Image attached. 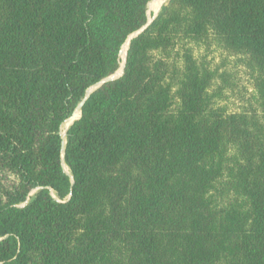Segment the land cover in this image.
I'll return each instance as SVG.
<instances>
[{
	"label": "trees",
	"instance_id": "trees-1",
	"mask_svg": "<svg viewBox=\"0 0 264 264\" xmlns=\"http://www.w3.org/2000/svg\"><path fill=\"white\" fill-rule=\"evenodd\" d=\"M152 1L0 0V264H264V0H167L62 162Z\"/></svg>",
	"mask_w": 264,
	"mask_h": 264
},
{
	"label": "water",
	"instance_id": "water-1",
	"mask_svg": "<svg viewBox=\"0 0 264 264\" xmlns=\"http://www.w3.org/2000/svg\"><path fill=\"white\" fill-rule=\"evenodd\" d=\"M167 3V2H165ZM164 4H162L163 6ZM161 6V7H162ZM161 7L159 8V10L154 14V16L152 18H150L146 24L140 28L138 31L134 32L133 34H131L125 44L122 46L121 50H120V57H121V52H122V49L123 47L126 45V49H125V55L124 57L122 58L121 57V60H122V63H121V66L119 68V70L111 75L110 77H107L105 78L104 80L98 82L97 84L91 86L87 91H86V94H85V97L84 99L80 102V104L76 107V109L74 110L73 114L71 115V117H69L66 122L64 123V125L66 126V128L64 129V132L62 133V137H63V140H62V144H61V154H62V162H63V157H64V153H65V133L67 131V129L69 128V126H71L73 124V122L78 119L80 117V114H81V109L85 103V101L88 99V97L90 96V94H92L94 91H96L97 89H99L101 86H103L104 84L106 83H109V82H112V81H115L117 79H119L123 73H124V69H125V64H126V52H127V49H128V46L131 42L132 39L138 37L139 35H141L144 31H146L150 25L153 23V21L155 20V18L157 17ZM68 174V173H67Z\"/></svg>",
	"mask_w": 264,
	"mask_h": 264
},
{
	"label": "rangeland",
	"instance_id": "rangeland-1",
	"mask_svg": "<svg viewBox=\"0 0 264 264\" xmlns=\"http://www.w3.org/2000/svg\"><path fill=\"white\" fill-rule=\"evenodd\" d=\"M165 2H167V0H164L159 6H158V0H154V1H152V2H150L148 4V7H147V21L154 16V14L159 10V8L162 6V4H165ZM153 9H155V10H153ZM123 52H125V51H123ZM121 57H122V53H121ZM65 128H66V126L64 125L63 128H62V133L64 132ZM66 171H67V169H66Z\"/></svg>",
	"mask_w": 264,
	"mask_h": 264
},
{
	"label": "bare ground",
	"instance_id": "bare-ground-1",
	"mask_svg": "<svg viewBox=\"0 0 264 264\" xmlns=\"http://www.w3.org/2000/svg\"><path fill=\"white\" fill-rule=\"evenodd\" d=\"M164 0H158V6L163 2ZM157 6V5H156ZM153 10H155V9H153ZM125 49H126V45L123 47V49H122V57H124V55H125V52H123V51H125ZM66 170V169H65Z\"/></svg>",
	"mask_w": 264,
	"mask_h": 264
}]
</instances>
